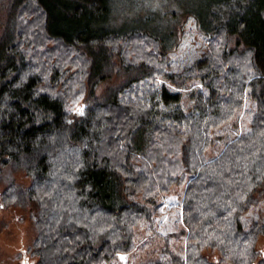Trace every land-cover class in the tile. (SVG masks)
Returning a JSON list of instances; mask_svg holds the SVG:
<instances>
[{
  "label": "trees",
  "instance_id": "trees-1",
  "mask_svg": "<svg viewBox=\"0 0 264 264\" xmlns=\"http://www.w3.org/2000/svg\"><path fill=\"white\" fill-rule=\"evenodd\" d=\"M198 1L160 26L110 0H0V177L30 179L0 199L38 202L32 264H264V0ZM188 16L208 40L179 70Z\"/></svg>",
  "mask_w": 264,
  "mask_h": 264
},
{
  "label": "rangeland",
  "instance_id": "rangeland-1",
  "mask_svg": "<svg viewBox=\"0 0 264 264\" xmlns=\"http://www.w3.org/2000/svg\"><path fill=\"white\" fill-rule=\"evenodd\" d=\"M110 2L113 6L112 16H120L122 18L123 16H128L125 18L127 20L125 24L134 21L135 17H137L136 15L142 11V13L150 12V16L156 19V22L161 24L160 26H169V24L174 23L175 19L171 20V18H176L177 12L181 14L185 9L200 5L198 0H110ZM27 25L29 26V23ZM31 26L33 25H30L29 28ZM182 34L181 45H179V48H177L171 59L176 60V67L179 70L187 66V63L193 62V59L202 55L206 49L208 40V38L196 29L195 20L190 16L184 17L181 20L176 39L178 40ZM48 43L53 44L51 41ZM117 78L115 77L114 80L104 83L100 87L99 92H103L108 85L113 86L114 83L117 84L118 80L115 81ZM75 86V89L70 92L71 95L78 90V86ZM81 100L79 99L77 103H73V108H78ZM3 174L0 177V196L7 185V179L3 177L6 174L9 177L12 176L13 180L19 184L25 186L30 184V179L22 171H13L10 173V171L6 170ZM182 192V188L174 187L164 200L158 217L160 232L172 233L179 228L182 212L180 207ZM36 201L31 206L23 208L20 206L6 205L4 202L2 204L0 199V264H32L35 261L31 255V251L28 249L33 246L36 238V230L31 219V213H35L38 210L39 205L37 204L38 202L35 203ZM259 248L264 253V240L260 241ZM209 257L214 262L219 261L218 253L209 254ZM120 258L123 263H127L126 255H120Z\"/></svg>",
  "mask_w": 264,
  "mask_h": 264
},
{
  "label": "water",
  "instance_id": "water-1",
  "mask_svg": "<svg viewBox=\"0 0 264 264\" xmlns=\"http://www.w3.org/2000/svg\"><path fill=\"white\" fill-rule=\"evenodd\" d=\"M25 264H27V263H25Z\"/></svg>",
  "mask_w": 264,
  "mask_h": 264
}]
</instances>
